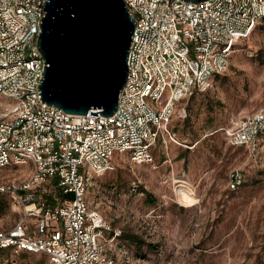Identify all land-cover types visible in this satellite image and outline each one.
Here are the masks:
<instances>
[{
  "label": "built area",
  "instance_id": "obj_1",
  "mask_svg": "<svg viewBox=\"0 0 264 264\" xmlns=\"http://www.w3.org/2000/svg\"><path fill=\"white\" fill-rule=\"evenodd\" d=\"M44 1L0 0V99L8 101L0 102V170H30L23 181L0 183V196L18 217L0 231V249L45 256L44 264H123L106 244L121 232L88 208L87 174L114 171L117 155L153 165L157 143L165 150L169 143L187 148L171 131L172 119L184 120L188 99L227 71L237 44L264 18V0H124L135 31L126 82L110 117L74 116L40 100L44 61L37 38ZM221 132L228 146L264 164V101ZM164 162L173 182L168 155ZM243 183L242 170L228 174L229 191ZM105 233L112 235L106 240Z\"/></svg>",
  "mask_w": 264,
  "mask_h": 264
},
{
  "label": "rangeland",
  "instance_id": "obj_2",
  "mask_svg": "<svg viewBox=\"0 0 264 264\" xmlns=\"http://www.w3.org/2000/svg\"><path fill=\"white\" fill-rule=\"evenodd\" d=\"M263 101L264 20L238 43L227 71L212 88L187 101L186 118L172 119L171 131L187 148L169 143L165 150L157 143L153 165H133L117 155L114 171L87 174L88 208L121 232L112 244L106 243L121 263L264 264V164L250 160L244 148L228 146L221 132L231 120L256 112ZM166 155L173 182L163 164ZM234 169L242 170L244 183L231 192L227 177ZM29 174L25 166L2 169L0 183L20 182ZM178 185L185 188L179 191ZM54 186L52 182L50 189ZM17 219L5 207L0 231ZM111 235L105 233V239ZM124 235L143 244L135 245ZM45 261V256L0 251V264Z\"/></svg>",
  "mask_w": 264,
  "mask_h": 264
},
{
  "label": "water",
  "instance_id": "obj_3",
  "mask_svg": "<svg viewBox=\"0 0 264 264\" xmlns=\"http://www.w3.org/2000/svg\"><path fill=\"white\" fill-rule=\"evenodd\" d=\"M39 27L42 103L74 116H112L135 31L124 0H46Z\"/></svg>",
  "mask_w": 264,
  "mask_h": 264
},
{
  "label": "trees",
  "instance_id": "obj_4",
  "mask_svg": "<svg viewBox=\"0 0 264 264\" xmlns=\"http://www.w3.org/2000/svg\"><path fill=\"white\" fill-rule=\"evenodd\" d=\"M264 20V18L262 19V21ZM261 21V22H262ZM260 22V23H261ZM259 23V24H260ZM238 45V44H237ZM236 48V47H235ZM220 76V75H219ZM218 76H215V78H214V80L217 78ZM214 80H213V82H214ZM210 90V89H209ZM208 90V91H209ZM207 92V91H206ZM206 92H204V93H206ZM196 94H203V93H196ZM196 94H194V95H196ZM193 95V96H194ZM192 96V97H193ZM191 98V97H190ZM189 98V99H190ZM188 99V100H189ZM187 104V103H186ZM183 121V120H182ZM48 187V185H45V188H47ZM41 195L42 196H45V197H47V194H46V192L45 191H43L42 193H41ZM7 199V198H6ZM48 199L50 200V202L52 203V200L50 199V197H48ZM7 206H9L8 205V200H5L4 198H1V196H0V211H2L5 207H7ZM123 238H126V240H128L129 242H131V243H134L135 245H142L143 243H142V241L140 240V239H138L137 237H135V236H127V235H124L123 236ZM0 251H11V250H1L0 249ZM24 254H28V253H24ZM30 255H34V254H30ZM40 256H42V255H40Z\"/></svg>",
  "mask_w": 264,
  "mask_h": 264
},
{
  "label": "crops",
  "instance_id": "obj_5",
  "mask_svg": "<svg viewBox=\"0 0 264 264\" xmlns=\"http://www.w3.org/2000/svg\"><path fill=\"white\" fill-rule=\"evenodd\" d=\"M163 164H165L167 166V163L166 162H163Z\"/></svg>",
  "mask_w": 264,
  "mask_h": 264
}]
</instances>
